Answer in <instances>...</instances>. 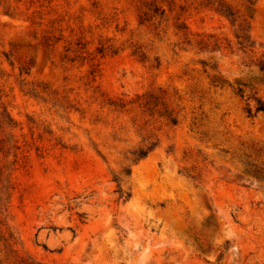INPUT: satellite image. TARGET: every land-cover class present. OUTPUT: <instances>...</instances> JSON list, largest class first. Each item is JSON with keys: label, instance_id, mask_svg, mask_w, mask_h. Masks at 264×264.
Listing matches in <instances>:
<instances>
[{"label": "rangeland", "instance_id": "obj_1", "mask_svg": "<svg viewBox=\"0 0 264 264\" xmlns=\"http://www.w3.org/2000/svg\"><path fill=\"white\" fill-rule=\"evenodd\" d=\"M261 63L264 0H0V264H264Z\"/></svg>", "mask_w": 264, "mask_h": 264}, {"label": "trees", "instance_id": "obj_2", "mask_svg": "<svg viewBox=\"0 0 264 264\" xmlns=\"http://www.w3.org/2000/svg\"><path fill=\"white\" fill-rule=\"evenodd\" d=\"M218 12L224 16L226 19L229 20V22L231 23V25L233 26L235 23V19H233V14L228 10H222V9H218ZM247 31L245 29H240V31L238 33L235 34V38L237 39V43L240 47L242 48H246L247 46H251L252 43H250L249 41V36L246 34ZM264 69V64H260V70L263 71ZM238 93L241 94V91L238 90ZM240 97H242V94L240 95ZM245 112L247 117L251 118L254 117L257 113H262L264 114V102L261 101L260 99L256 100V105L254 108V111H252V109L246 105L245 107ZM0 124L4 125L7 128H12L13 127V121L12 119H10V117H8V115L3 113H0ZM146 155L145 151H139V153L137 154V159L143 158ZM119 193H120V197L123 196L121 191L118 189Z\"/></svg>", "mask_w": 264, "mask_h": 264}]
</instances>
